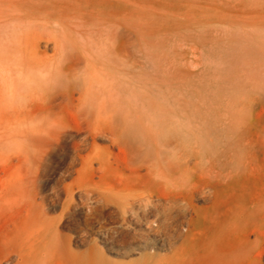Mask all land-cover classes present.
Segmentation results:
<instances>
[{
  "label": "rangeland",
  "instance_id": "obj_1",
  "mask_svg": "<svg viewBox=\"0 0 264 264\" xmlns=\"http://www.w3.org/2000/svg\"><path fill=\"white\" fill-rule=\"evenodd\" d=\"M252 163L264 0H0V264H237Z\"/></svg>",
  "mask_w": 264,
  "mask_h": 264
},
{
  "label": "bare ground",
  "instance_id": "obj_2",
  "mask_svg": "<svg viewBox=\"0 0 264 264\" xmlns=\"http://www.w3.org/2000/svg\"><path fill=\"white\" fill-rule=\"evenodd\" d=\"M113 142L117 144L120 152H124L123 149L125 145H123V143L117 142L116 140H113ZM86 159L90 160V157H87ZM99 164H103V163L99 162ZM133 170L135 169L132 168V171ZM245 176L252 179L253 185L255 187V192L251 198V205L254 209L253 212L248 216V219L244 221L242 232L239 237L241 238V241H244L247 244H249V246L246 248V251H244L243 253L242 259L240 260L243 261L244 258H247L250 260V264H257L258 262L257 256H259V254L264 251V166L263 164L252 163L248 165L247 169L245 170ZM230 212L240 213L242 212V210L241 208L237 207V209L235 210L231 209ZM249 236H252L253 239L249 240L248 239ZM241 261L238 260L237 264H240Z\"/></svg>",
  "mask_w": 264,
  "mask_h": 264
}]
</instances>
